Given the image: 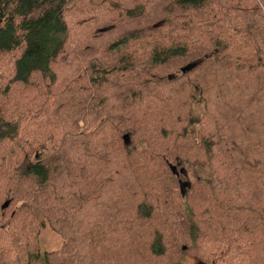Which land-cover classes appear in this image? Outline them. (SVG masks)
I'll list each match as a JSON object with an SVG mask.
<instances>
[{
  "label": "trees",
  "instance_id": "trees-1",
  "mask_svg": "<svg viewBox=\"0 0 264 264\" xmlns=\"http://www.w3.org/2000/svg\"><path fill=\"white\" fill-rule=\"evenodd\" d=\"M187 258L264 264V0H0V264Z\"/></svg>",
  "mask_w": 264,
  "mask_h": 264
},
{
  "label": "rangeland",
  "instance_id": "rangeland-1",
  "mask_svg": "<svg viewBox=\"0 0 264 264\" xmlns=\"http://www.w3.org/2000/svg\"><path fill=\"white\" fill-rule=\"evenodd\" d=\"M197 97H199V94L197 95ZM199 111H200V107L197 106L196 113H198ZM185 168L187 169V173H188L185 181H188L190 183L191 182V179L189 177L190 170L188 171L187 166ZM39 242L42 251H53L58 249L63 244V240L61 239V237L58 236L51 228L47 226L40 229ZM181 264H198V262L194 259L187 258Z\"/></svg>",
  "mask_w": 264,
  "mask_h": 264
},
{
  "label": "water",
  "instance_id": "water-1",
  "mask_svg": "<svg viewBox=\"0 0 264 264\" xmlns=\"http://www.w3.org/2000/svg\"><path fill=\"white\" fill-rule=\"evenodd\" d=\"M194 66L193 65H189L185 68L182 69V72L185 73V72H189L192 70ZM123 142L126 146H128L130 144V138L128 135H124L123 137ZM170 170L172 171L173 175H175L176 177H179V176H183L185 177L186 175V171L185 169H178L177 167L175 166H169ZM179 186H180V192L182 194H184L186 188L189 187V183L188 182H181V180L179 181ZM8 202H6L1 208L2 209H6L8 207Z\"/></svg>",
  "mask_w": 264,
  "mask_h": 264
}]
</instances>
